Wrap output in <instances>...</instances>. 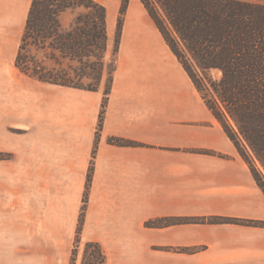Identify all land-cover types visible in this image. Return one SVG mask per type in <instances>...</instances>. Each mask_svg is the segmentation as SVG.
<instances>
[{
	"label": "crops",
	"instance_id": "0c3cea01",
	"mask_svg": "<svg viewBox=\"0 0 264 264\" xmlns=\"http://www.w3.org/2000/svg\"><path fill=\"white\" fill-rule=\"evenodd\" d=\"M30 2L0 0V264H56L37 252L39 187H75L80 197L89 166L81 235L102 236L88 240L100 243L106 264H264V227L144 225L158 217H247L248 207L264 217L263 192L186 72L172 59L168 69L150 66L124 44L126 33L158 32L135 11L129 18L97 132L102 89L40 81L16 67Z\"/></svg>",
	"mask_w": 264,
	"mask_h": 264
},
{
	"label": "trees",
	"instance_id": "16d2710c",
	"mask_svg": "<svg viewBox=\"0 0 264 264\" xmlns=\"http://www.w3.org/2000/svg\"><path fill=\"white\" fill-rule=\"evenodd\" d=\"M128 1H121L116 41ZM140 2L264 194V0ZM66 14L70 19L64 24ZM106 22V7L96 0H31L15 65L40 81L97 90L105 73ZM26 47L42 52L53 66H46L40 58L24 60L22 51ZM114 70L113 66L107 70L109 84L104 88L97 132L102 128ZM86 78L91 82L85 83ZM90 180L91 168L86 190ZM83 221L84 214H80L71 264H75L80 251ZM181 222L190 219L185 217ZM81 253L82 264H106L97 241L86 240Z\"/></svg>",
	"mask_w": 264,
	"mask_h": 264
},
{
	"label": "rangeland",
	"instance_id": "374dc122",
	"mask_svg": "<svg viewBox=\"0 0 264 264\" xmlns=\"http://www.w3.org/2000/svg\"><path fill=\"white\" fill-rule=\"evenodd\" d=\"M96 1L100 2L106 7V16H107V8H109L113 14L112 31L111 33H108L107 31V53L104 58L105 73L103 75L102 82L98 86V89L100 88L104 91L105 86L109 84V77H108L107 70L108 68L112 66L116 68L117 63L122 54L121 41H122V36L124 32V27L129 21V18L136 17V13L138 15V19L140 22L150 25L154 29V31L158 32L159 36L155 34L157 38L151 35L149 32L147 33L150 36L151 41L154 43L157 51H159L162 57L164 58V60L162 59V61L166 62L167 66L169 67L170 60L172 59L176 68L178 67V63L175 57H173L172 53L169 51L167 45L165 44L164 40L161 37V34L157 30L155 24L149 17L148 13L146 12L140 0H129L128 1L127 8H126V11L123 17L121 31L119 33V37L117 41H116V38H117L116 23H117V18L119 16V9H120L122 0H96ZM134 11L136 13H134ZM69 19H70V15L68 14L64 15L63 23L67 24ZM106 30H107V22H106ZM22 55L24 57V60L26 61H30L31 59L40 58L46 62V66H53L52 61H49L48 59H44L43 53L40 51L39 52L35 51L32 47L24 48L22 51ZM144 60H152L149 62L150 66L151 65L156 66L160 64L158 61H155V58H152V57H148L147 59H144ZM213 76L218 77V74L214 72ZM84 82L88 83L91 81L90 79L86 78L84 79ZM207 114L210 115L209 111H207ZM217 121L218 120L213 119L214 123H217ZM208 124H210V122H208ZM218 124L220 123L218 122ZM232 146H233V143H232ZM197 151L199 153L221 155V153H218L217 151L211 150V149H198ZM235 153L239 158L243 159L239 155L236 149H235ZM90 168L91 167L89 166L88 174L90 173ZM247 174H248V179H253V176H252V173L250 171V167L248 164H247ZM86 186H88L87 182H86ZM89 187H90V183H89ZM23 190L29 196L35 195L34 189L23 188ZM77 190L79 189L75 187H63V186L48 187V188L39 187V192H38L39 211H40V216L42 217L39 220V229H38L39 249L37 252H38L40 260H43V262L50 263L53 259L51 257L54 256L56 264H58V262L61 261L62 259L65 260V264H71L72 248L77 244L75 242L77 219L75 220V218L77 216V213H78L77 218H79L80 214L85 213V210L88 205V193H89L88 192L89 188L88 190L85 189L82 195L79 197ZM246 215L247 217L213 215V216H209L206 218L192 217L189 219L190 221L199 222V223H203V222L210 223L211 221H218L215 223L264 227V217H260V216H257L255 213H252L249 207L246 210ZM182 218H185V217H176V218L158 217V218H154V219L144 222V225L151 226V227H161V226L169 225L170 223L181 222ZM94 237L99 239L102 236H95V235H92L86 232L81 235V241L79 243L80 251L75 256L76 258L75 264H82L81 263V256H82L81 250L83 249L84 242ZM186 250L190 251L189 249H186L184 247H180L178 249V251H186ZM25 253H30V251L27 252L24 250V254Z\"/></svg>",
	"mask_w": 264,
	"mask_h": 264
},
{
	"label": "bare ground",
	"instance_id": "6f19581e",
	"mask_svg": "<svg viewBox=\"0 0 264 264\" xmlns=\"http://www.w3.org/2000/svg\"><path fill=\"white\" fill-rule=\"evenodd\" d=\"M107 13H108L107 14V31L111 32L112 23H111V15H110L111 12L109 8H108ZM125 43L127 47L130 48L133 58L137 60H141L146 64H149V62L152 60H144V59H147L148 57H152V58H155V61H158L160 63L159 65H156V67L168 69L166 62L162 61V59L164 60V58L162 57L161 53L157 51L147 31H143L142 34L131 36V37L128 36V34L126 33L124 44Z\"/></svg>",
	"mask_w": 264,
	"mask_h": 264
}]
</instances>
